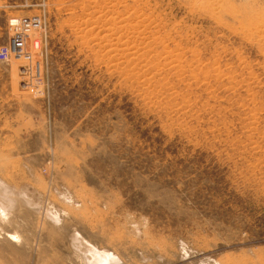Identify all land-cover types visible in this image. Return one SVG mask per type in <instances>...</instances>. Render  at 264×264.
Wrapping results in <instances>:
<instances>
[{
    "label": "rangeland",
    "instance_id": "374dc122",
    "mask_svg": "<svg viewBox=\"0 0 264 264\" xmlns=\"http://www.w3.org/2000/svg\"><path fill=\"white\" fill-rule=\"evenodd\" d=\"M47 3L41 73L0 61V264H264V0Z\"/></svg>",
    "mask_w": 264,
    "mask_h": 264
},
{
    "label": "built area",
    "instance_id": "2783aa9c",
    "mask_svg": "<svg viewBox=\"0 0 264 264\" xmlns=\"http://www.w3.org/2000/svg\"><path fill=\"white\" fill-rule=\"evenodd\" d=\"M21 4L16 5V8L22 11L35 12L29 16H11L7 21L8 41L0 48V61L3 63H10L12 61H19L23 58V66L31 69L33 62L34 68L26 70L23 75L24 85H29L28 73H41V64L35 62V58L42 52V37L41 32L44 26L45 8L48 5V0H18ZM32 36V37H31ZM31 37V38H29ZM38 42V45L36 44ZM32 46V53L30 47ZM29 58V59H27ZM21 67V69H22Z\"/></svg>",
    "mask_w": 264,
    "mask_h": 264
},
{
    "label": "bare ground",
    "instance_id": "6f19581e",
    "mask_svg": "<svg viewBox=\"0 0 264 264\" xmlns=\"http://www.w3.org/2000/svg\"><path fill=\"white\" fill-rule=\"evenodd\" d=\"M115 1V0H114ZM263 35V34H262ZM112 37V36H111ZM121 42H122V40H121ZM36 44H37V42H36ZM38 45V44H37ZM130 54V53H129ZM132 54V53H131Z\"/></svg>",
    "mask_w": 264,
    "mask_h": 264
}]
</instances>
